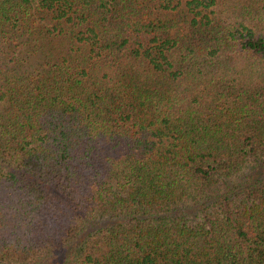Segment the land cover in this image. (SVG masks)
Masks as SVG:
<instances>
[{
    "label": "trees",
    "instance_id": "obj_1",
    "mask_svg": "<svg viewBox=\"0 0 264 264\" xmlns=\"http://www.w3.org/2000/svg\"><path fill=\"white\" fill-rule=\"evenodd\" d=\"M0 264H264V0H0Z\"/></svg>",
    "mask_w": 264,
    "mask_h": 264
}]
</instances>
